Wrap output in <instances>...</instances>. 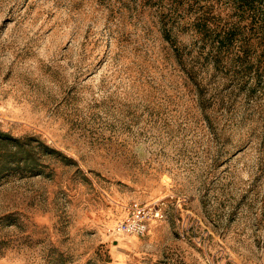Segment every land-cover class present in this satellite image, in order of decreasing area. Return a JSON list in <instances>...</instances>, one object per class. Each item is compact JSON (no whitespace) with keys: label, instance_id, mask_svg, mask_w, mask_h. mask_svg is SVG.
Returning a JSON list of instances; mask_svg holds the SVG:
<instances>
[{"label":"rangeland","instance_id":"obj_1","mask_svg":"<svg viewBox=\"0 0 264 264\" xmlns=\"http://www.w3.org/2000/svg\"><path fill=\"white\" fill-rule=\"evenodd\" d=\"M232 3L0 0V131L33 152L0 176V264H264V29ZM203 18L233 28L217 64ZM130 202L165 217L116 235Z\"/></svg>","mask_w":264,"mask_h":264},{"label":"trees","instance_id":"obj_2","mask_svg":"<svg viewBox=\"0 0 264 264\" xmlns=\"http://www.w3.org/2000/svg\"><path fill=\"white\" fill-rule=\"evenodd\" d=\"M231 1L235 7L233 15L236 16L238 20L236 25L233 27H237L239 29V26L242 25L243 21L251 19L252 22H255L254 20L256 19L258 23H255H257L260 28L264 29V8L256 9L253 0ZM203 19L204 20L202 21H195L192 23L193 28L196 29V33L199 34V37L196 36V41L200 42L199 48H205V46H208L205 58L208 59L211 57L214 64H217L222 60L221 54L225 51H228L227 47L233 42V28H230L229 31H224V29L222 31V29L218 30L215 26H213L212 31V28L207 23L206 18ZM164 34L168 40H172L171 38L173 37H171V31L165 29ZM208 39H210V42ZM202 51L203 50H201V52ZM241 60L250 61L251 58H249L248 54H245V58ZM0 143H4L5 145L10 144V147L4 149L3 154L0 156V176L3 173L11 171L13 166L17 165V163L20 161L25 164L33 162V152L26 147L25 140L12 137L8 133L0 131ZM22 151L24 152L25 156L19 157V154ZM46 151L54 152L47 147ZM32 170H35L37 173L42 172L41 169H36V166H33Z\"/></svg>","mask_w":264,"mask_h":264},{"label":"built area","instance_id":"obj_3","mask_svg":"<svg viewBox=\"0 0 264 264\" xmlns=\"http://www.w3.org/2000/svg\"><path fill=\"white\" fill-rule=\"evenodd\" d=\"M125 212L124 217L112 229L116 235L145 236L152 221L165 217V211L159 202H130Z\"/></svg>","mask_w":264,"mask_h":264}]
</instances>
